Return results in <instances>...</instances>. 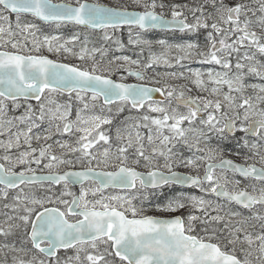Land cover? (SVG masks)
<instances>
[{
  "label": "snow or ice",
  "instance_id": "6c2138e0",
  "mask_svg": "<svg viewBox=\"0 0 264 264\" xmlns=\"http://www.w3.org/2000/svg\"><path fill=\"white\" fill-rule=\"evenodd\" d=\"M0 264H264V0H0Z\"/></svg>",
  "mask_w": 264,
  "mask_h": 264
},
{
  "label": "rangeland",
  "instance_id": "374dc122",
  "mask_svg": "<svg viewBox=\"0 0 264 264\" xmlns=\"http://www.w3.org/2000/svg\"><path fill=\"white\" fill-rule=\"evenodd\" d=\"M90 2H91V0H90ZM99 2L104 3V4H109V5H115V4H118V3H129L130 0H99ZM180 2H183V1H180ZM13 19H14V17H13ZM118 35L120 36V38L125 43H127V38H128L127 29H124L121 33H118ZM147 38L153 39V40L166 39V40L169 41V43H182V42H184L187 39V37H184L180 33H172V34L160 33V34H157V33H154V32L149 33ZM200 42L203 43V37L202 36L200 37ZM158 50L159 49H157V51ZM120 54L132 55L133 58H135L134 52H133V50L130 47L126 48L123 53H116V55H120ZM190 66L192 68H194V69L204 70V68H202V66L200 64H198V63H192ZM160 70L163 71V69H160ZM149 75H151V73H149ZM127 82L134 83L136 81L134 79H132V78H129ZM125 115H127V113H125ZM240 134H242V133H240ZM225 148H226L225 155L227 157H233V158L237 157V155H235L233 153L235 151H243V150L237 148L236 144L233 143V142L230 143V144H227L225 146Z\"/></svg>",
  "mask_w": 264,
  "mask_h": 264
},
{
  "label": "flooded vegetation",
  "instance_id": "af4514ba",
  "mask_svg": "<svg viewBox=\"0 0 264 264\" xmlns=\"http://www.w3.org/2000/svg\"><path fill=\"white\" fill-rule=\"evenodd\" d=\"M135 80V79H134ZM238 135H243V134H240V133H238ZM233 143H235V142H233ZM185 155H188V153H185ZM227 158H230V159H233L234 161H236L237 163H241V162H243V158H242V156H237V157H227ZM179 171H181V172H186V171H188L187 169H184V168H181V169H179ZM77 188H78V186H77ZM197 194H198V192H197ZM153 214H157V213H153Z\"/></svg>",
  "mask_w": 264,
  "mask_h": 264
},
{
  "label": "water",
  "instance_id": "95a60500",
  "mask_svg": "<svg viewBox=\"0 0 264 264\" xmlns=\"http://www.w3.org/2000/svg\"><path fill=\"white\" fill-rule=\"evenodd\" d=\"M133 79H135V78H133ZM154 98L157 99V100L161 99V97H160V95L158 93L154 94ZM32 103H36V102L33 101Z\"/></svg>",
  "mask_w": 264,
  "mask_h": 264
},
{
  "label": "trees",
  "instance_id": "16d2710c",
  "mask_svg": "<svg viewBox=\"0 0 264 264\" xmlns=\"http://www.w3.org/2000/svg\"><path fill=\"white\" fill-rule=\"evenodd\" d=\"M180 1H183V0H180Z\"/></svg>",
  "mask_w": 264,
  "mask_h": 264
}]
</instances>
